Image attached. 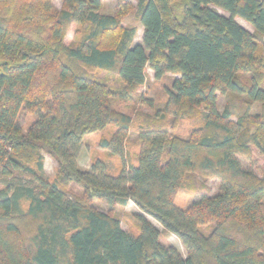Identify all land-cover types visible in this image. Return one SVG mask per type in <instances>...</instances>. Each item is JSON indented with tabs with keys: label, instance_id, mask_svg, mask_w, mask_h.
<instances>
[{
	"label": "trees",
	"instance_id": "obj_1",
	"mask_svg": "<svg viewBox=\"0 0 264 264\" xmlns=\"http://www.w3.org/2000/svg\"><path fill=\"white\" fill-rule=\"evenodd\" d=\"M102 1L63 0L58 9L53 0H0V264H264V174L239 159L264 155V0H138L141 43L123 22L131 7L104 13ZM147 67L156 79L174 76L163 108L138 127L130 164L134 120L114 101L135 98ZM228 93L247 98L236 120L229 107L219 111ZM23 110L34 116L26 129ZM168 116L202 123L182 137ZM110 125L99 145L122 158L119 172L101 160L82 168L85 137ZM45 153L56 160L54 179ZM191 173L220 184L213 193L202 181L179 208ZM71 182L83 184L84 198L70 196ZM130 202L138 236L114 213Z\"/></svg>",
	"mask_w": 264,
	"mask_h": 264
},
{
	"label": "rangeland",
	"instance_id": "obj_2",
	"mask_svg": "<svg viewBox=\"0 0 264 264\" xmlns=\"http://www.w3.org/2000/svg\"><path fill=\"white\" fill-rule=\"evenodd\" d=\"M102 12L113 13L115 8L119 6L122 8L125 5H129L131 8L123 18L125 25H132L138 28V33L135 38L136 43L142 42L143 27L139 22L137 17V2L138 0H103ZM63 0H53V4L56 8L60 9L62 7ZM244 27L253 32V28L241 19H237ZM70 39V37H68ZM173 73L166 74L161 79H156L154 77V72L151 68L147 67V78L143 85L139 86L136 96L133 100L124 102L121 100H115L114 106L126 113L132 115L134 120V126L132 127L127 141H126V153L125 159L128 163H136L137 154L140 150V143L137 138L138 127L146 124L147 120L153 118L156 109H162L165 101L167 100L166 89L171 85L173 78ZM240 78L244 82L249 81V74L242 72ZM153 104L152 106L150 104ZM247 98L244 95L236 93L219 94L218 107L219 111L222 112L226 107H229L233 111V120H236L247 108ZM262 110V105L260 103L253 104L252 112L253 114H260ZM34 120V116L26 111H21L19 114V121L26 129L30 123ZM166 124L169 131L172 134L179 135L182 137H187L198 128L202 119L200 116H195L191 118L173 119L168 116L166 119ZM115 126L110 125L102 131L89 134L84 139V145L78 153V161L82 168H90L92 163L96 160H101L107 162L109 171L113 174H117L120 170L122 164V158L119 155L111 154L107 149L100 147L99 141L102 137H109L114 131ZM239 159L246 169H252L259 174H264V155L259 153L256 149L253 150V156L251 159H245L243 156L239 155ZM57 170L56 160L45 153V175L49 179H54ZM189 181L184 184L180 189L175 203L179 208L188 207L194 200H196V188L200 187L202 181H205L208 186L211 187L212 192L215 193L220 184V181L215 178L205 179L199 174L191 173L188 177ZM66 189L70 196L84 198L85 189L83 184L78 182H71L67 184ZM93 205H95L99 210L107 211V204L94 198L92 200ZM114 213L121 220V225L123 229L130 232L134 236H138L140 233V225L136 218V214L140 213V210L130 202L125 207L118 206ZM148 219L152 221L160 230H162L161 241L164 244H172L179 249L183 256H186V249L182 244L181 240L168 230H165L163 226L156 222L154 219L148 216Z\"/></svg>",
	"mask_w": 264,
	"mask_h": 264
}]
</instances>
